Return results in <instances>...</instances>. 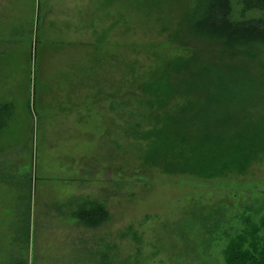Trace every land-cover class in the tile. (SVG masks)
<instances>
[{"label": "rangeland", "instance_id": "rangeland-1", "mask_svg": "<svg viewBox=\"0 0 264 264\" xmlns=\"http://www.w3.org/2000/svg\"><path fill=\"white\" fill-rule=\"evenodd\" d=\"M194 1L0 0V264H227L264 216V51L180 36ZM201 63L223 136L257 143L211 179L149 154ZM88 206L98 227L72 217Z\"/></svg>", "mask_w": 264, "mask_h": 264}, {"label": "trees", "instance_id": "trees-1", "mask_svg": "<svg viewBox=\"0 0 264 264\" xmlns=\"http://www.w3.org/2000/svg\"><path fill=\"white\" fill-rule=\"evenodd\" d=\"M182 25L180 36L202 41L219 52L264 51V0H195ZM221 81L222 76L212 72L209 63H201L192 79L180 81L185 101L158 130L149 151L155 160L157 157L153 164L170 166L165 173L217 178L239 171L242 163L255 156L253 137H224L229 121L210 113L225 93ZM72 215L95 228L105 219L106 211L88 206ZM248 222L246 231L228 244L224 252L227 264H264V235L260 236L264 234V216L256 224Z\"/></svg>", "mask_w": 264, "mask_h": 264}, {"label": "crops", "instance_id": "crops-1", "mask_svg": "<svg viewBox=\"0 0 264 264\" xmlns=\"http://www.w3.org/2000/svg\"><path fill=\"white\" fill-rule=\"evenodd\" d=\"M5 135H7V134H5ZM6 142V139L4 140V142H3V144ZM1 147V146H0Z\"/></svg>", "mask_w": 264, "mask_h": 264}]
</instances>
